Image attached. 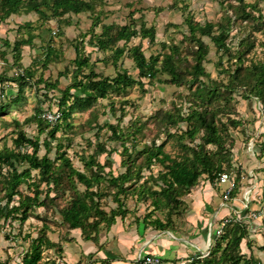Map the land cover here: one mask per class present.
<instances>
[{"label": "rangeland", "instance_id": "1", "mask_svg": "<svg viewBox=\"0 0 264 264\" xmlns=\"http://www.w3.org/2000/svg\"><path fill=\"white\" fill-rule=\"evenodd\" d=\"M93 1V12L71 14L49 21L36 14H22L11 16L0 26V76L16 78L20 72V64L13 58L17 57L12 51L13 46L16 41L28 40L31 36L33 43L22 48L20 57L21 65L35 71L34 80L25 88L19 104L13 103L19 95V88L15 83L6 82L0 86V150L4 147L14 148L13 139L20 131L16 124L18 121L22 123L21 130L30 138L40 141L39 156H45L44 143L50 140L53 126L43 118V114L46 110L57 109L63 91L70 85L72 72L76 70V48L80 49L82 57L89 58L96 73L113 78L118 72L128 71L138 79V70L128 58L131 47L142 45L147 59L159 56L161 60L170 52L163 45L177 47L180 51L177 59H180L183 68L189 73L198 49L197 44L190 39L186 23L189 18L195 25L212 24L213 35L227 32L228 50L218 49L211 38L198 35L209 47L204 62L206 75L200 78L201 83L193 84L192 77H189L188 82L175 86L169 83L168 75L161 73L156 80L144 79V88L134 85L120 93H111L107 99L99 100L92 108L74 111L70 118L60 121L57 125L61 129L57 138L52 140L48 155L55 162L56 169H61L59 187L54 184H39L43 191L40 201H44L48 195V205L35 208L24 223L20 221V214L7 221L0 215V261L7 257L15 262L21 260L22 254L30 246L31 240L26 239L29 235L37 238L41 234L57 231L68 235L70 227L63 222L60 209L69 207L78 195L86 192V187L70 176L68 167L61 166L63 158L69 159L75 169L91 176L85 160L94 156L104 166V170L98 172L106 179L94 189L103 195L101 209L110 216L114 210L118 213L119 206L123 205V210L118 213L111 226L100 220L95 232L86 228L85 236L89 233L92 234V239L98 238L99 234L107 236L119 223L120 227L124 225L128 233L136 226L154 232L158 229L152 224L153 221L161 219L166 223L168 218L170 222L166 230L174 233H186L190 225L194 230L201 228L205 221L203 219L202 224L200 221L197 223L196 215L201 212L204 217L209 216L214 207L207 204L201 210H196L195 202L200 197L197 195V198H192V195L196 194L195 191L202 190L204 197L208 186L221 198V189L217 187L216 181L209 185L205 178L195 189L186 191L179 197V206H172L164 212H153L152 218L144 222L145 216L154 210L151 199L146 198L148 193L144 194V191L159 190L158 186L162 182L158 177L164 172V168L158 163L147 167L145 150L154 144H163V150L172 157H193L194 152H201L207 156L208 161L215 166L221 164L223 171L235 178L237 184L230 203L241 205L239 207L243 210V224L247 233L241 244V255L246 259L255 258V251L263 262H256L255 259L251 264H264V89L247 78L264 64V18L261 17H264V0ZM143 23L147 27L156 28L155 43L151 44L150 40L142 41L140 38L133 39L129 44L118 43L117 47L125 48L126 53L117 66L113 63V51L102 52L89 45L92 32L102 33L104 25L130 24L140 29ZM6 42L11 46H7ZM44 47H51L49 49L55 53L48 67L43 66L46 53ZM230 54H241L243 58L244 68L239 72L241 81L236 80L237 74H234L239 63L236 59H230ZM89 71L90 69H85L84 73L88 74ZM62 73H65L64 77ZM41 76L43 80L50 82L49 85L56 87L55 90L50 88L52 92L48 91L47 95L44 90L39 89L44 87V84H38ZM2 106H6L4 112ZM39 107L42 124L38 125L35 121L26 124V120H34ZM194 111L207 113L209 121L218 130V143H208L205 130L191 140L185 135L190 127L188 121L180 122L174 129L169 124L168 114H180L186 118ZM194 123L193 121L191 125L194 126ZM111 126L121 138L115 139L112 136ZM184 135V141H181ZM98 145H105L111 156L108 153L96 154ZM124 149H128V153ZM28 151L32 152V149ZM124 162L126 166L123 165ZM27 168L28 165H22L18 169L22 172ZM129 168L133 176L125 180L124 192L117 194L118 188L108 181L125 174ZM93 170L97 171V168L94 167ZM38 177V171H32V179L20 188L24 195H33L34 187L28 188L38 181ZM7 178L5 169L0 167V208L4 212H7ZM55 196L58 197L55 202H50ZM15 200L10 207L17 204L18 196ZM94 220L92 218L90 222ZM122 231L121 229L120 232ZM218 242H213L211 254L205 260L213 259ZM245 242L249 244L248 250L245 249ZM221 244L225 248L227 242ZM245 250L248 251L247 254ZM8 252L13 253V256ZM220 255L221 252L216 257L219 258Z\"/></svg>", "mask_w": 264, "mask_h": 264}, {"label": "trees", "instance_id": "2", "mask_svg": "<svg viewBox=\"0 0 264 264\" xmlns=\"http://www.w3.org/2000/svg\"><path fill=\"white\" fill-rule=\"evenodd\" d=\"M94 10L95 2L93 0H0V26L7 22L11 16H19L22 14H36L42 19L49 21L52 19H62L71 14L80 15L86 12H93ZM261 17L264 18L263 16ZM186 23L189 28L190 39L197 44L198 48L194 54L192 71L189 73L183 68L180 59H177V56L180 55V51L177 47H167L163 45L164 49L169 48L170 50L169 53L164 55L163 60H161L159 56H151L147 59L142 45L131 47L128 51V58L134 62L138 70V79H135L128 71L118 72L113 78L102 76L95 72V68L91 66L89 58L82 57L80 49L76 48V58L74 60L76 70L72 72V81L63 91L62 98L57 106V109L63 114L62 120H64V118H66V120L70 118L74 111H84L92 108L99 100L107 99L111 93H120L134 85L144 88V79L150 81L156 80L161 73L168 75L170 77L169 83L175 86H181L188 82L189 77H192L193 84L198 82L201 83L200 78L206 75L204 62L208 55L209 47L198 35L211 38L216 47L221 50H228V45L226 44L228 35L227 32H222L217 36L213 35L214 26L210 23H207L205 26L195 25L189 18H187ZM94 27H97V25H94ZM156 34V28L154 26L147 27L145 23L141 25L140 29L130 24L124 26L115 24L111 26L104 25L101 34H97L94 31L92 32L89 45L102 52L113 51V63L117 66L120 58L126 53L125 48L117 47L118 43L124 42L125 44H129L133 39L140 38L142 41L150 40V43L154 44ZM31 43H33L32 36L28 40L21 39L16 41L13 46L12 51L14 55L17 56L13 58L20 64V72L17 73L16 78L9 79L0 76V86L4 85L6 82H10L11 84L15 83L18 86L19 95L14 99V104H19L21 102V96L25 88L29 85L31 80H34L35 71L21 65L20 57L22 48ZM6 45L11 46L9 42H6ZM49 48L51 47H44L46 53H44L45 61L43 66L45 67H48L55 54L54 51ZM230 56V59H236L237 63H239L236 66L234 74H237L235 76L236 80L241 81L239 80V76H241L239 72L244 68L243 58L241 54L234 56L230 54ZM22 68H24V70ZM85 69H90L88 74L84 73ZM62 74V77H64L65 73ZM42 78L41 76L38 79V84H44V87L39 89L44 90L43 92L46 95L49 94L48 91L56 89L55 85H49L50 82ZM247 78H249V81H254L257 87L264 89V64L257 67L256 71L250 73ZM57 80H59V77ZM55 84L57 85V81ZM73 91L74 93H72ZM1 109L4 112L6 106H2ZM36 112L34 120H32L33 118L28 119L25 121L26 124L33 123L34 121L37 122L38 125L42 124L40 118L41 107H39L38 110L36 109ZM168 119L173 129L177 127L180 122L188 121L190 127L185 135L191 140H194L200 131L205 130L208 136V143L219 142L218 130L214 124L209 121L207 113L201 114L194 111L186 118L180 114L178 116L168 114ZM193 121L195 122L194 126L191 125ZM16 124L20 131L13 139L14 148L4 147L0 150V167L3 170L5 169L8 175L7 191L5 195L7 212H4L0 208V215L5 217L7 221L9 218H15V215L20 214V221L24 223L29 218L31 211L37 207H46L48 205V195L44 201H40V196L43 191L39 184L45 183L47 186L54 184L56 187H59L61 169H56L55 162L50 159L48 155L51 152L52 140L57 138L56 135L61 128L57 124L51 125L53 128L50 131V140L44 143L46 154L40 157V141L30 138L24 130H21L22 123L16 121ZM110 128L112 130V136H114L115 139L121 138L114 127L111 126ZM185 135L181 138V141H184ZM163 148V144L160 146L154 144L152 147H146L145 150L147 154L146 160L148 162L147 167L150 168L153 163H158L162 165L164 172L158 177V180L162 182V184L158 186L159 190L153 191L149 189L147 192L144 191V194L148 193L146 198L151 199V206L154 209L145 216L144 222L152 218L153 212H164V210L172 206H179L181 204L179 197L182 196L184 192L195 189L203 178L209 183H214L220 174L227 173L223 171L221 164L215 166L211 161H208L207 156L201 152H194L193 157H189L188 155L172 157L170 154L166 153ZM28 149H32V152L28 151ZM124 151L128 153V149H124ZM104 153H108L109 157L111 156L105 145H98L96 154ZM22 165H28V168L19 172L18 168ZM123 165L126 166V163L124 162ZM61 166H64V168L65 166L68 167L70 176L75 177L86 187V192L82 195H78L69 207L60 209V215L63 218V222L70 227L69 230L81 229L83 233L84 231L86 233V228L89 227L95 232L100 220H104L108 226H111L115 222L118 213L123 210V205L121 204L119 206L118 213L114 210L110 216L100 207V201L103 199V195L99 190L95 191L94 189L106 181L104 175L98 172H102L104 166L98 163L94 156L89 160H85V166L91 171V176L75 169L69 159L63 158ZM94 167L97 168V171L93 170ZM32 171H38V181L30 184L28 188L31 189V186L34 187L32 192L33 195H24L20 188L23 184L32 179ZM132 176L131 168H129L125 174L112 177L108 182L115 188H118L117 194H119L124 192L123 185L125 180ZM16 196H18L17 204L10 207V205L16 201ZM57 198L58 197L55 196L50 199V202H55ZM92 218H95V220L91 223L90 220ZM169 222V218L166 223L161 219H156L152 224H154V227L158 230H166ZM246 235L247 233L242 222H233L229 224L225 227L224 235L216 240L219 242L213 252L214 257L213 259L205 260L207 264H251V261L255 260V258L251 257L250 259H246L241 255V244L243 240L246 239ZM84 237L87 240L96 238L94 237L92 239L91 233L86 236L84 235ZM26 239L31 240L30 246L25 252L20 264H43V253L46 250L57 248V245L48 240L47 236L44 234H41L37 238H32L31 235H29ZM224 242H227L225 248H223L221 244ZM247 246L249 248V244H247ZM59 251H61V249ZM220 252L221 255L217 258L216 256ZM50 264H56V262Z\"/></svg>", "mask_w": 264, "mask_h": 264}, {"label": "crops", "instance_id": "3", "mask_svg": "<svg viewBox=\"0 0 264 264\" xmlns=\"http://www.w3.org/2000/svg\"><path fill=\"white\" fill-rule=\"evenodd\" d=\"M209 185L211 184L209 183ZM201 191L197 190L194 192L196 194L192 195V198L194 196L197 198V195L200 197L195 202L197 208L195 209L201 210L207 204L214 208L206 217L198 212L196 222L200 221L202 224V220L205 221L199 229L194 230V227L190 225L187 232L182 234L168 230L149 232V230L145 231V228L141 229L136 226L131 228L128 233L124 229V225L122 228L119 223L116 228H112L109 235L99 234L98 238L93 240H87L81 229L69 230L67 231L68 235L61 231H57V233L49 232L46 236L48 240L57 245V248L46 250L43 253L42 263L140 264V258L158 256L164 259L167 264H207L205 259L210 256L213 242L218 239L213 225L225 217H240L241 221L244 222V216L240 204L237 206L234 205L235 203L223 202L222 189L221 198L213 190L212 192L208 186L205 189L204 197H202ZM121 229L123 230L122 233L120 232ZM60 249L61 251H59ZM245 249L248 250L246 242ZM246 250L245 254L248 252ZM11 254L13 253L9 255ZM24 254L25 252L22 254L21 260L17 258L18 260L15 262L7 257L6 260L1 259L0 264H20ZM206 254L208 256H205ZM253 254L258 262H263L255 251Z\"/></svg>", "mask_w": 264, "mask_h": 264}, {"label": "built area", "instance_id": "4", "mask_svg": "<svg viewBox=\"0 0 264 264\" xmlns=\"http://www.w3.org/2000/svg\"><path fill=\"white\" fill-rule=\"evenodd\" d=\"M43 118L50 123L51 125H56L58 122H60L63 118V114L59 109L48 111L46 110L43 114ZM235 178L232 177L229 173H222L219 175V177L216 179V185L217 187L222 189V195H223V202L229 203L232 199V195L235 189ZM222 186H225L223 188ZM233 222H243L241 221V218H229L225 217L221 221L215 223L213 225L215 235L217 238H220L225 233V227H227L229 224ZM205 256H208L206 254ZM204 256V257H205ZM141 264H167L165 263L164 259L158 256H145L143 258H140Z\"/></svg>", "mask_w": 264, "mask_h": 264}]
</instances>
